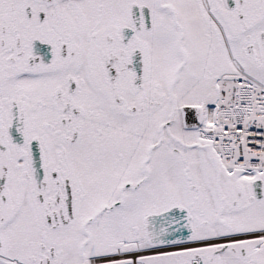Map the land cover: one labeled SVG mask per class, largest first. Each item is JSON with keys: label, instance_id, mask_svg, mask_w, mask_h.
<instances>
[{"label": "snow or ice", "instance_id": "snow-or-ice-1", "mask_svg": "<svg viewBox=\"0 0 264 264\" xmlns=\"http://www.w3.org/2000/svg\"><path fill=\"white\" fill-rule=\"evenodd\" d=\"M0 264H264V0H0Z\"/></svg>", "mask_w": 264, "mask_h": 264}]
</instances>
